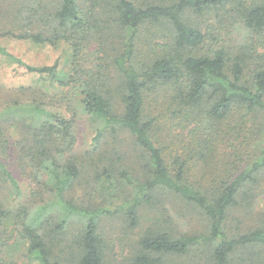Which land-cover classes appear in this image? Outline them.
<instances>
[{
    "label": "trees",
    "instance_id": "1",
    "mask_svg": "<svg viewBox=\"0 0 264 264\" xmlns=\"http://www.w3.org/2000/svg\"><path fill=\"white\" fill-rule=\"evenodd\" d=\"M6 1L0 8L4 34L51 45L64 41L71 56L58 70V62L37 67L2 46L0 53L102 120L94 150L106 132L119 129L144 150L146 180L137 184L133 201L116 206L127 210L129 226L140 225L138 207L161 192L181 197L209 220L208 234L200 236L181 235L164 222L146 228L128 263L166 264L210 243L213 249L202 251L206 264H264V219L244 224L238 216L252 214L264 178V0ZM237 23L249 30L246 43L233 34ZM57 93L9 109L24 116L19 158L38 180L33 196L49 194L34 209L27 203L15 210L2 195L19 183L5 161L0 111V264H17L3 253L10 220L38 264H108L99 223L111 207L88 211L65 198L86 159L74 152V118L58 108ZM164 132L180 144L177 150L166 152ZM102 172L110 182V169ZM57 206L64 213L59 221L52 212ZM71 216L86 219L63 242Z\"/></svg>",
    "mask_w": 264,
    "mask_h": 264
},
{
    "label": "rangeland",
    "instance_id": "2",
    "mask_svg": "<svg viewBox=\"0 0 264 264\" xmlns=\"http://www.w3.org/2000/svg\"><path fill=\"white\" fill-rule=\"evenodd\" d=\"M47 1L54 2L56 0ZM6 2V0H0V8ZM0 23V46L15 57L37 67L50 66L58 62V70L67 64L68 58L71 56V49L64 41L51 45L4 34L1 28L7 26H5V19L1 13ZM38 30L35 28V31ZM38 78V73L30 72L26 66L20 65L14 59L0 53V111L5 113V139H7L5 161L19 183V189L8 185V189H3L2 195L9 199L7 203L15 210L27 203H31L30 207L34 209V207H38L37 204L44 203L41 198L49 197L46 192L43 193L44 195L33 196V191L39 190L40 187L37 184L38 180L32 174V167L25 160L23 162L19 158L20 140L23 135L27 134L20 123L24 116L20 110L12 112L9 110L15 103L22 106L32 104L35 98L42 96V93L49 95L57 93L53 87H48L47 79L41 83ZM55 96L54 100L58 108L62 109L66 116L74 118L76 138L74 152L85 155L86 159L83 164L85 169L65 198L74 201L79 207L88 211H93L98 207H111L110 212L103 215L99 223V232L103 234L108 243V264H129L128 259L132 257L140 235L146 228L155 224L164 222L181 235L208 234L209 220L202 211L169 192L156 193L152 203L141 204L138 207L141 223L138 227L131 228L126 216L127 210L118 211L116 206L133 201L137 195V184L146 180L145 168H143L144 150L126 129H119L117 133L106 132L101 138L100 150H94L95 137L98 134V129L102 126V120L92 119L85 114L79 108V100L76 97H72L68 101L63 99L62 94L57 93ZM154 105L156 104L153 103L152 106ZM177 132H180V129ZM164 134L167 137L166 141L169 140V142H162L166 152L177 150L180 144H173L165 132ZM106 166L112 172L111 183L106 180L107 174H102L103 168ZM98 174H100L99 177ZM108 174L110 175V172ZM47 178L48 175L44 172L40 179L46 181ZM197 178L202 179L200 175ZM43 189L42 187V192ZM156 200L159 202L156 203ZM252 205V214L246 216L238 214L244 224L264 219V178L261 179V186L257 190V197ZM52 212L58 221L64 215L59 206L52 208ZM85 219V217L78 216L70 217L71 230L68 231V234L60 235L63 242L71 240L72 232H74L72 229L81 227ZM236 222L234 220V223ZM5 231L4 255L10 260L16 261L17 264H38L36 258L27 256L28 243L15 232V224L12 220L6 223ZM60 236L56 239H59ZM213 247L214 245L210 243L200 244L195 247L197 251L194 254L170 257L166 264H206V258L202 251L203 253L204 251L208 252Z\"/></svg>",
    "mask_w": 264,
    "mask_h": 264
},
{
    "label": "clouds",
    "instance_id": "3",
    "mask_svg": "<svg viewBox=\"0 0 264 264\" xmlns=\"http://www.w3.org/2000/svg\"><path fill=\"white\" fill-rule=\"evenodd\" d=\"M233 34L241 44L246 43L249 38V30L240 23L233 26Z\"/></svg>",
    "mask_w": 264,
    "mask_h": 264
}]
</instances>
